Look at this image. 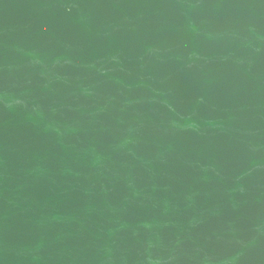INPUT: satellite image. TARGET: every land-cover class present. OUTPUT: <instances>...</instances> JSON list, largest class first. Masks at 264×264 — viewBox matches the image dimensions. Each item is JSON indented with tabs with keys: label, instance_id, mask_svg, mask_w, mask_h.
<instances>
[{
	"label": "water",
	"instance_id": "95a60500",
	"mask_svg": "<svg viewBox=\"0 0 264 264\" xmlns=\"http://www.w3.org/2000/svg\"><path fill=\"white\" fill-rule=\"evenodd\" d=\"M0 264H264V0H0Z\"/></svg>",
	"mask_w": 264,
	"mask_h": 264
}]
</instances>
